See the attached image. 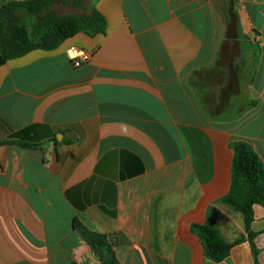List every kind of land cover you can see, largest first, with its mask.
Wrapping results in <instances>:
<instances>
[{
    "label": "crops",
    "instance_id": "0c3cea01",
    "mask_svg": "<svg viewBox=\"0 0 264 264\" xmlns=\"http://www.w3.org/2000/svg\"><path fill=\"white\" fill-rule=\"evenodd\" d=\"M94 3L105 34L0 66V264H102L76 224L119 264H264V207L255 256L222 203L232 142L264 162V0ZM193 225L241 242L213 262Z\"/></svg>",
    "mask_w": 264,
    "mask_h": 264
},
{
    "label": "trees",
    "instance_id": "16d2710c",
    "mask_svg": "<svg viewBox=\"0 0 264 264\" xmlns=\"http://www.w3.org/2000/svg\"><path fill=\"white\" fill-rule=\"evenodd\" d=\"M22 10L38 18L35 28L39 37L36 40L21 22L19 13ZM106 30V19L96 10L94 0L12 1L0 9V66L36 49L54 50L61 42L79 33L94 36L105 34ZM231 147L234 150L232 186L222 203L242 214L256 256L254 240L257 234L251 232V225L254 221V206L264 207V162L244 141L232 142ZM76 229L102 264H119L106 236L78 224ZM191 230L201 239L205 256L216 263L227 259L232 247L241 242H225L219 231L208 225H193Z\"/></svg>",
    "mask_w": 264,
    "mask_h": 264
},
{
    "label": "built area",
    "instance_id": "2783aa9c",
    "mask_svg": "<svg viewBox=\"0 0 264 264\" xmlns=\"http://www.w3.org/2000/svg\"><path fill=\"white\" fill-rule=\"evenodd\" d=\"M92 55L93 53L91 51L81 47H71L68 51V56L75 68L89 63Z\"/></svg>",
    "mask_w": 264,
    "mask_h": 264
},
{
    "label": "rangeland",
    "instance_id": "374dc122",
    "mask_svg": "<svg viewBox=\"0 0 264 264\" xmlns=\"http://www.w3.org/2000/svg\"><path fill=\"white\" fill-rule=\"evenodd\" d=\"M19 17L23 25L28 29L30 36L36 40L39 37V32L36 31V24L38 22V18L34 17L27 11H20Z\"/></svg>",
    "mask_w": 264,
    "mask_h": 264
}]
</instances>
